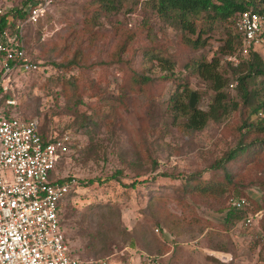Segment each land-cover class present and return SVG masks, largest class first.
<instances>
[{
	"label": "rangeland",
	"instance_id": "1",
	"mask_svg": "<svg viewBox=\"0 0 264 264\" xmlns=\"http://www.w3.org/2000/svg\"><path fill=\"white\" fill-rule=\"evenodd\" d=\"M20 2L0 0V14ZM155 2L49 0L24 39L48 71L14 76L0 109L34 118L45 135H67L50 178L76 181L60 201L59 219L70 254L82 263L264 264L259 79L246 77L243 95L237 84L227 86L245 72L227 60L230 19L201 12L182 28ZM250 52L264 61V42ZM212 58L226 81L224 111L214 106L216 119L186 129L171 111V94L181 92L184 102L191 95L193 106L208 111L214 91L195 64ZM204 183L214 185L212 193L198 191ZM235 197L261 217L247 226L225 223Z\"/></svg>",
	"mask_w": 264,
	"mask_h": 264
},
{
	"label": "built area",
	"instance_id": "2",
	"mask_svg": "<svg viewBox=\"0 0 264 264\" xmlns=\"http://www.w3.org/2000/svg\"><path fill=\"white\" fill-rule=\"evenodd\" d=\"M48 2H30L23 21L0 31V92L17 74L48 71L47 66L29 57L24 46L26 25L43 15ZM233 27L239 45L227 60L236 65L263 44L264 16L243 10L236 14ZM5 104L11 105L12 100L6 99ZM66 141L67 135L42 137L34 118L23 120L0 109V264H84L70 254L59 220V202L77 188L76 181L50 178ZM229 203L234 209L246 206L242 197ZM261 214L255 210L240 222L250 225Z\"/></svg>",
	"mask_w": 264,
	"mask_h": 264
},
{
	"label": "trees",
	"instance_id": "3",
	"mask_svg": "<svg viewBox=\"0 0 264 264\" xmlns=\"http://www.w3.org/2000/svg\"><path fill=\"white\" fill-rule=\"evenodd\" d=\"M41 1L42 0H21L18 7L16 6L10 8L4 13H1L0 31L9 28L12 29L16 23L23 21L27 15L25 8L30 2L39 3ZM259 5H263V6L259 7ZM155 6H156V11L160 15L172 13L173 17L177 19L178 23H180V26L182 28L183 25L184 27H186L188 23L187 18L189 16L194 17L201 12L203 14V18L211 17L213 19L216 18V20L219 21L230 19L232 24L234 23L236 14L243 10L250 9L264 16V0H156ZM45 11L43 15L39 17V19H37L36 22H38L44 16V14L46 13ZM36 22L34 24L26 25L25 32L28 27L35 25ZM189 28L190 31H192V28L191 27ZM24 39H25V33H24ZM233 42H234L233 49L235 51L239 45V36L235 31H233ZM250 56L251 58L249 60L248 59L245 61L240 60L239 62L240 64L238 65L236 64L238 68L237 69L235 68V70L239 69L240 72V67L243 66L245 67V72L244 74H240L237 72L236 74L238 75H236V77L233 78V80H230L227 86L229 87L230 84H233L235 82V84L230 88L235 87V85L237 84L238 88H240L243 91L241 93L243 95V93L245 92L243 83L246 77L254 76L259 79L260 87L258 88V91L260 92L261 102L258 105H256V107L254 108V114L256 115V119H257V127L255 128L258 130V132L259 131L264 132V71H263L264 61L260 60V58L254 52H250ZM29 57L34 61H39L41 66H46L45 64H43L42 61L34 59L30 55ZM235 70L234 72H236ZM195 71L199 77L211 82V89L214 91V95L212 98V102L209 106V110L202 111L196 108L195 106H193L191 103V95L189 101L184 102L183 95L181 92H174L173 94H171L170 103H169L171 111H175L176 114L183 116L185 118L184 127L190 130H199L205 125L208 119L210 118L216 119L217 116L214 115L213 113L214 106L220 107L221 112L224 111L222 101L225 96V93L223 92V87L225 86L226 81L225 78H223L222 75L217 71V60L212 58L210 61H204V60L198 61L195 64ZM5 97H8L6 96L5 92L2 93L0 92V99H3ZM38 131H39V127H38ZM39 133L42 137L43 135H45L40 131ZM239 152H242L241 147H238L237 150L236 149L230 150L226 154L225 160H230L234 158L235 155ZM63 179L65 178L57 179V180H63ZM133 184L134 182H131L130 186L132 187ZM204 184L205 186L201 187L198 191L206 194L212 193V191L214 190V185L209 184L207 186L206 183ZM235 198H239V197H235ZM228 205L229 207L225 212V216H224V221L228 225H234L236 223H239L248 214V212L245 210L246 206L241 209H234L230 206V203H228Z\"/></svg>",
	"mask_w": 264,
	"mask_h": 264
}]
</instances>
